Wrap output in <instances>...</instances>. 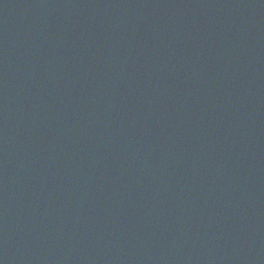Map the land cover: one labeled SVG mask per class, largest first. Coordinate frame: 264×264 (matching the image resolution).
<instances>
[{"label": "water", "instance_id": "95a60500", "mask_svg": "<svg viewBox=\"0 0 264 264\" xmlns=\"http://www.w3.org/2000/svg\"><path fill=\"white\" fill-rule=\"evenodd\" d=\"M0 264H264V0H0Z\"/></svg>", "mask_w": 264, "mask_h": 264}]
</instances>
